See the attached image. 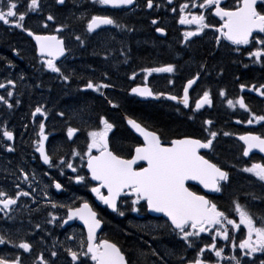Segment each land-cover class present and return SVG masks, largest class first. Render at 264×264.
<instances>
[{
    "label": "snow or ice",
    "instance_id": "snow-or-ice-1",
    "mask_svg": "<svg viewBox=\"0 0 264 264\" xmlns=\"http://www.w3.org/2000/svg\"><path fill=\"white\" fill-rule=\"evenodd\" d=\"M72 2L79 7L78 0ZM89 2L97 9L134 10L139 7L137 0H89ZM166 3L172 13H177L180 25L196 26L195 30L183 32L185 44H189L192 37L205 33L206 29H212L216 33L213 39L217 48L231 46L232 51L246 54L252 64L264 68V0H232L231 4L227 0H181L178 5L175 0H166ZM65 4L66 0H54L55 6L62 8ZM161 7L162 3L145 0L147 10H158ZM30 14L41 17L43 29H48L51 22L54 32L39 34L26 27L25 20ZM209 16L218 18V26L208 22ZM68 20L83 23V33L76 34L74 30L68 33V37L74 36L81 47L86 44L91 34L99 38L101 33L108 31L105 26L132 30L126 28V25L112 14L80 12L76 15L72 12L69 17H65V21L57 23V16L51 11L44 14L41 0H0V24L10 30L18 29L31 37L35 41V50L41 68L56 74L54 78L65 84L72 77L62 71L57 60L60 57L67 59L66 53L72 51L65 44V36L61 35L71 28ZM150 22L152 25L158 24L155 18ZM155 32L161 36L166 35L165 28L160 26L155 27ZM114 39L115 37H109L107 40H101V47L107 52L109 41ZM13 52L19 55L17 49L13 48ZM94 54L99 53L94 52ZM120 55H124L127 59L123 50L120 51ZM108 58V55L104 56L105 60ZM6 66L9 69L14 67L11 61H7ZM248 66V64L244 65L246 68ZM199 68L200 70L188 78L183 85L182 96L154 92L147 83L148 77L153 73H173L175 70L173 64L142 68L141 71L145 74L144 84L131 87L130 93L144 98L166 97L167 100L176 101L182 104L184 109H189L188 119L194 121L201 109L205 106L212 108L214 104L209 90H204L202 95L194 100V107L190 104L189 90L197 84L202 73L210 74L207 72L206 64H200ZM219 74L222 75V71ZM103 75L104 79L100 81L94 82L88 79L79 90L90 89L104 96L108 104L117 108L118 105L108 99L103 91L114 88L115 85L107 82L109 80L107 73ZM136 75L137 73L133 72L129 79L135 80ZM19 78L23 79V76ZM169 83L172 81L169 80ZM16 86L12 78L6 77L0 81V89L5 90L4 94H0V104L5 105L9 110L21 104V100L15 98ZM239 87L241 92L247 88L249 92L264 97V83L258 85L241 83ZM219 96L225 98L229 109H235L238 105L248 113L246 120L237 119L235 123L259 124L264 129V114L252 112L243 96L235 99L227 98L224 89L219 90ZM83 112L84 109H81L79 113H74V118L80 119L87 125L88 121L82 115ZM30 115L36 128L34 132L36 138L31 140V146L33 152L39 154L38 159L48 169H56L60 176L65 175L64 169L70 170L75 175H69V181H74L76 185L90 192L96 201L119 217H126V211L131 213L143 211L162 214L166 218L163 222L156 223L129 222V228L134 231L126 232V235L144 233L155 240L160 238L162 232H166L175 237L182 242V248L180 251L169 250L166 255L175 257L177 264H264V215L256 216L251 213L246 204L239 202L238 197L232 198L230 211L234 216H230L229 212L215 202L214 194H222L229 185L230 173L206 157L209 152L215 150L214 141L221 132L225 137L232 133L216 130L213 120H202L201 131L205 134L202 137L183 135L164 142L156 130H149L147 125H142L137 119L126 116L127 125L142 137V143L137 141L133 150L127 156H123L110 147L109 133L115 125L100 115L95 127L85 128L86 140L83 149L71 147L70 152L57 155L61 150L58 147L46 149L49 134L45 131V121L49 112L45 105L37 104ZM56 115L63 117L65 113L57 111ZM37 116L41 119H37ZM23 127L27 130L28 125L24 124ZM79 131L80 128L68 125L67 140L74 143L73 138ZM237 139L243 142L244 157H249L253 150L264 154V131L260 133L248 131L238 135ZM14 140L15 133L7 126V122L0 124V146L4 151L8 153L16 151L12 143ZM77 159L79 166L74 162ZM261 160H264V157H261ZM240 170L251 174L261 187H264V163L254 161L250 166H244ZM5 171L15 178L12 181L15 192L12 194L0 187V220H15L13 212L19 211L21 207L27 209L29 216L41 211L40 202L33 195L37 192L34 184L40 183L35 172L30 176L19 165L16 171L9 169ZM42 175L48 177L50 181L39 189L46 210L43 224L61 229L67 225L72 229L73 225L69 222L79 221L82 230L79 233L75 230L70 232L65 230V239L63 241L54 239L51 248L48 249L49 256L46 257L43 250L34 251L33 242L25 238L27 235H37L36 232L21 234L20 230L12 232L10 229H0V246L15 250L12 253L0 254V264H24L26 258H31V264H56L55 258L59 255L57 246L70 258L68 264H157V261L159 264H167V261L158 255L157 250L152 248L149 241H142L147 248H139L135 258L129 259L128 254L116 242L99 238L98 231H102L105 220L94 205L75 193L64 200L53 199L50 190L54 188L60 193L66 190L65 185L54 176H49L47 171ZM22 185H26L29 190H25ZM196 185L204 191L196 190ZM245 195L253 200L264 199L257 197L255 193H245ZM21 197L29 198L32 203L37 204V208H28L27 202H22ZM234 217H238V220ZM29 223L32 224V221L30 220ZM43 224L33 225L34 229L44 233L39 237L38 242L41 244L45 242L44 236H51V229L44 227ZM219 241L224 243L221 244ZM226 248L230 249L228 254H225ZM189 250H191L190 254ZM149 255L156 257V260L150 262Z\"/></svg>",
    "mask_w": 264,
    "mask_h": 264
},
{
    "label": "flooded vegetation",
    "instance_id": "flooded-vegetation-1",
    "mask_svg": "<svg viewBox=\"0 0 264 264\" xmlns=\"http://www.w3.org/2000/svg\"><path fill=\"white\" fill-rule=\"evenodd\" d=\"M41 2L44 7V14L46 15L47 12L51 11L57 16V23L65 21V17H69L72 12H75L76 15H79L80 12H87L89 14L103 12L112 14L122 24H125L126 28L132 30H119L110 26L107 28L108 31L101 33L99 38L95 34H91L86 44L81 47L74 36L68 37V33L73 30L76 34L83 33V23L68 20L67 22L71 24V28L61 33V35L65 36V44L72 51L66 53L67 59L60 57L57 60V64L61 66L62 71L72 77L65 84L61 80L54 78L56 74L41 68L37 59L35 44L31 37H28L26 33L18 29L10 30L1 24L0 32L6 33L2 38L8 37L9 40L6 45L0 46V81L6 77L15 80L17 85L16 89H14L15 98L20 99L21 104L12 110L0 104V124L7 122V126L14 131L15 140L12 143H14L16 149L15 152L8 153L0 146V187H3L12 194L15 192L12 183L15 178L10 176L5 169L16 171L19 165L30 176L35 172L37 180L40 183L34 184V187H37V192L33 193V195L40 202L41 211L34 212L29 216L27 209L21 207L19 211L13 212V215L16 217L15 220H0V229H10L12 232L20 230L21 234L36 232L37 235H27L25 238L33 242L34 251L43 250L46 257L49 256L48 249L51 248L54 239L61 241L65 239V230L69 232L75 230L77 233L82 230L78 221L69 222L73 225L72 229H69L67 225L64 229H61L55 228L53 225L43 224L46 218V210L43 207L45 202L41 198L42 194L39 189L43 184L50 183L48 177L42 175L44 171H47L49 176L57 178L66 188L65 191L60 193H57L52 188L50 191L53 199L64 200L75 193L89 200L94 205V208L101 213L105 223L102 231L98 234L99 238H106L116 242L128 254L129 259H134L137 252L132 250L133 245L138 247V249L147 248V245L142 243V241H149L152 248L157 250L158 255L165 259L167 264H177L175 257L166 255V250L169 252L168 247L176 251L181 250L182 242L178 241L175 237L168 235L166 232H162L160 238L155 240L144 233L125 234L128 231H134L129 228V222L137 224L163 221L154 220L143 211L140 213L126 211V217H119L115 213L112 214L106 206L96 201L90 192L80 185H76L74 181L68 180L69 175H75L70 170L64 169L65 175L60 176L56 169H48L46 165H43L42 161L38 159L39 154L34 153L31 146V140L36 138L34 135L36 128L30 115L31 110L37 104H44L48 110L49 116L45 121V131L49 134V140L46 141V149L51 150L58 147L61 150L57 155H64L66 152H70L71 147L83 149L86 140L85 128L95 127L99 116L103 115L115 125L112 132L109 133L111 140L110 147L117 153L127 156L133 150V146L137 141L134 140L133 134L127 127L125 117H130L129 112L131 108L139 104H146L149 101L148 98L135 97L130 93L131 87L144 84L143 77L145 74L141 71L143 67H161L173 64L175 67L173 73H153L148 77L147 83L153 87L152 90L154 92L167 93L170 90L172 94L182 96L183 85L187 79L200 70V64H206L207 72L210 74H207V81L204 80L205 76L201 74L202 82L191 93L190 104L194 107V100L199 95H202L204 90H209L214 104L212 108L205 106L204 109H207L210 114L213 113L216 106L214 93L220 87L215 82L217 76L211 64L220 60H224L227 63L226 67H223L225 72L223 76L226 77L224 84L226 97L235 99L243 96L249 106L253 103L252 107H257L256 103L261 99V96H258L255 92H249L247 88L241 92L239 85L241 83L246 85L263 83L264 70H262L260 65L252 64L246 54L232 51L231 46L217 48L213 39L216 33L212 29H206L205 33L192 37L191 42L185 44L183 42V32L195 30L196 26L180 25L177 13H172L169 10L166 0H154V3H162V7L158 10H147L145 8V0H137L139 7L134 10L97 9L90 5L89 0H78L79 7L72 0H66L65 6L62 8L55 6L54 0H41ZM179 2L181 0H175L177 5ZM227 2L231 4L232 0H227ZM193 11L198 10L193 9ZM153 18L157 19V25L151 24L150 21ZM208 22L218 26V18L216 17L209 16ZM49 24L50 27L48 29H43L41 27V17L36 14H30L25 20V26L39 34L54 32V26L51 25V22ZM156 26L165 28L166 35L161 36L159 33H156ZM97 31L99 32L100 30ZM109 37H115V39L109 41L108 51L106 52L101 47V40H107ZM139 43L141 45H138ZM13 48L19 51V55L13 52ZM121 50L126 53L127 59L124 55H120ZM94 52H98L99 54H94ZM150 53L153 54L152 58H149ZM105 55L109 57L107 60L104 59ZM141 58L145 60L142 61L140 60ZM203 59H207V62L203 61ZM7 61H11L14 67L7 68ZM245 64L249 66L246 68L244 67ZM133 72L137 73L135 80L129 79ZM104 73L108 74L109 80L107 82L114 84L115 88L104 89L103 91L108 99H111L118 105L117 108H113L108 104L104 96L90 89L79 90L88 79H92L94 82L103 80ZM20 76H23V79H20ZM169 80L172 83H169ZM36 85H39V87H36ZM4 92V89H0V94H4ZM161 99L166 100L165 98ZM220 99L225 98L220 97ZM177 105L181 110H184L181 104ZM81 109H84L82 115L88 121L87 125L80 119L74 118V113H79ZM57 111H63L65 115L60 117L56 115ZM37 119L41 118L37 116ZM24 124L28 125L27 130L23 127ZM68 125L81 129V131L76 133L79 136V140H74L73 138L74 143L67 140L66 128ZM138 141L142 143L140 139ZM74 162L79 166L78 159ZM84 171H86V168ZM22 187L25 190H29L26 185H22ZM21 201H26L28 208H37V204L32 203L29 198L21 197ZM234 218L238 219V217ZM30 220L32 224L29 223ZM35 223H42L44 227L51 229V236H44L45 242L43 244L38 241L39 237L44 235V233L34 229L33 225ZM237 236H239V233H237ZM219 243L223 244L224 242L219 241ZM14 251V249H5L4 246H0V254L12 253ZM57 251L59 255L55 258L56 264H68L70 258L66 256L63 249L57 246ZM229 251L230 249L226 248L225 254H228ZM190 253L191 250H189ZM148 259L151 262L155 261L156 257L149 255ZM24 264H31V258H26ZM157 264H159V261H157Z\"/></svg>",
    "mask_w": 264,
    "mask_h": 264
},
{
    "label": "trees",
    "instance_id": "trees-1",
    "mask_svg": "<svg viewBox=\"0 0 264 264\" xmlns=\"http://www.w3.org/2000/svg\"><path fill=\"white\" fill-rule=\"evenodd\" d=\"M5 34H3L2 31L0 32V46L6 45L9 40L8 37L2 38ZM151 55L153 54L150 53V56ZM140 60L143 61L145 59L141 58ZM203 61L207 62V59H203ZM213 64L211 65L217 76L215 82L220 87L218 91L214 93L216 106L211 115H207V110H204L197 114L198 116H196L194 121H191L188 119V114H190L188 111L181 110L174 102L163 100L159 102L150 101L146 102V104L136 105L131 108L129 116L137 119L142 125H147L150 130H156L158 134L161 135L164 142L172 138L182 137L183 135L202 137L205 135L201 131L202 120L204 119L213 120V126L216 130H224L232 133V135L225 137L221 132L216 141H214L215 150L209 152L207 156V158L217 163L223 169L228 170L230 173L229 185L225 187L222 194L215 197V202L223 210L229 212L230 215H234V213L230 211L232 207V198L238 197L239 202L241 204H246L251 213L256 216L264 215V199L253 200L250 196L245 195V193H255L257 197H264V187H261L260 183L256 181L255 177L251 174L244 173L240 170L242 167L248 166L250 160L247 161L242 156L240 152V143L237 139L238 135L245 132L253 131L260 133V131L257 129H247L243 125L235 123L237 119L244 121L247 118H241V115L237 116L236 111L227 109L225 99H220L219 90L225 88L224 84L226 80V77L223 76L225 73L223 67H226L227 63H225L224 60H220ZM221 71L222 75L219 74ZM204 79H206V75ZM167 93L172 94L170 90H168ZM259 105H261V107L258 111H261L264 101H260ZM133 138L135 141H138L135 136ZM251 161L264 162L259 156L252 157ZM231 165H236V167H231ZM196 190L198 189L196 188ZM253 206L259 208L253 209ZM132 247V250H138V247H135V245ZM168 249L172 250L170 247H168ZM166 253H168L167 250Z\"/></svg>",
    "mask_w": 264,
    "mask_h": 264
},
{
    "label": "water",
    "instance_id": "water-1",
    "mask_svg": "<svg viewBox=\"0 0 264 264\" xmlns=\"http://www.w3.org/2000/svg\"><path fill=\"white\" fill-rule=\"evenodd\" d=\"M105 27H107V26H105ZM198 82V81H197ZM196 85V84H195ZM195 85H193V88L195 87ZM192 88V89H193ZM192 89H190L189 90V93L191 92V90ZM133 95H135V94H133ZM149 98H151V97H149ZM128 126V125H127ZM129 128H130V126H128ZM131 129V128H130ZM131 131L137 136V137H139V135L137 134V133H135L134 132V130H132L131 129ZM141 140H142V137H139ZM242 144H243V142L242 141H240ZM202 151H206V150H202ZM253 154H258V155H260V156H262V157H264V154H262V153H259L257 150H253V152L252 153H250V156L249 157H251ZM249 157H245V158H249ZM190 183H194V182H190ZM197 187H199L200 189H201V191L203 192L204 190L199 186V185H196ZM214 195H216V194H214ZM151 216H153V217H163L162 216V214H156V213H149ZM164 218V217H163ZM164 219H166V218H164Z\"/></svg>",
    "mask_w": 264,
    "mask_h": 264
},
{
    "label": "bare ground",
    "instance_id": "bare-ground-1",
    "mask_svg": "<svg viewBox=\"0 0 264 264\" xmlns=\"http://www.w3.org/2000/svg\"><path fill=\"white\" fill-rule=\"evenodd\" d=\"M144 68V67H143ZM120 87H122L121 85H120ZM56 88H58L57 86H56ZM61 91V90H60ZM54 93V92H53ZM56 93H58V92H56ZM60 93V92H59ZM62 93V92H61ZM63 94V93H62ZM56 97H57V95H55ZM53 97V96H52ZM167 240H168V238H167ZM170 240V239H169Z\"/></svg>",
    "mask_w": 264,
    "mask_h": 264
},
{
    "label": "rangeland",
    "instance_id": "rangeland-1",
    "mask_svg": "<svg viewBox=\"0 0 264 264\" xmlns=\"http://www.w3.org/2000/svg\"><path fill=\"white\" fill-rule=\"evenodd\" d=\"M138 45H141V44L139 43ZM149 58H152V55Z\"/></svg>",
    "mask_w": 264,
    "mask_h": 264
}]
</instances>
